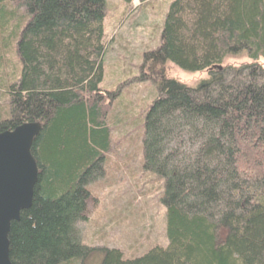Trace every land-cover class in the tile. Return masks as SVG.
<instances>
[{
  "label": "trees",
  "instance_id": "obj_1",
  "mask_svg": "<svg viewBox=\"0 0 264 264\" xmlns=\"http://www.w3.org/2000/svg\"><path fill=\"white\" fill-rule=\"evenodd\" d=\"M106 14L107 0H0L19 64L4 82L0 52V133L42 125L38 182L12 223L11 263L87 264L101 254L98 264H264V0L171 1L142 76L156 87L143 169L164 179L167 245L128 259L83 244L88 185L105 176L115 127L118 94L101 88ZM169 63L209 75L191 88L166 76Z\"/></svg>",
  "mask_w": 264,
  "mask_h": 264
},
{
  "label": "rangeland",
  "instance_id": "obj_2",
  "mask_svg": "<svg viewBox=\"0 0 264 264\" xmlns=\"http://www.w3.org/2000/svg\"><path fill=\"white\" fill-rule=\"evenodd\" d=\"M171 1L107 0L104 30L108 50L101 88L118 94L109 115L115 127L105 176L88 185L93 197L88 221L83 225V244L95 249H118L128 259L167 245L165 208L161 202L164 179L143 169L144 112L156 96V87L152 81H142V76L147 72L143 70L144 55L160 46ZM13 9L10 4L8 10ZM20 12L15 10V16L20 17ZM11 33V22L9 29L0 28L4 63L1 79L6 83L19 70ZM4 38L9 43L6 49ZM165 71L166 76L191 88L209 75L187 73L171 63ZM1 101L0 111L4 113L7 102L4 98ZM98 256L87 264H98L102 259L101 254Z\"/></svg>",
  "mask_w": 264,
  "mask_h": 264
},
{
  "label": "water",
  "instance_id": "obj_3",
  "mask_svg": "<svg viewBox=\"0 0 264 264\" xmlns=\"http://www.w3.org/2000/svg\"><path fill=\"white\" fill-rule=\"evenodd\" d=\"M41 128L40 123H25L0 133V264H12V223L33 203L39 170L32 147Z\"/></svg>",
  "mask_w": 264,
  "mask_h": 264
}]
</instances>
